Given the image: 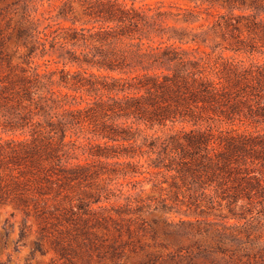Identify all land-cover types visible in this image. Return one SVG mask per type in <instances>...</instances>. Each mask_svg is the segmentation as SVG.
Listing matches in <instances>:
<instances>
[{"label": "trees", "instance_id": "trees-1", "mask_svg": "<svg viewBox=\"0 0 264 264\" xmlns=\"http://www.w3.org/2000/svg\"><path fill=\"white\" fill-rule=\"evenodd\" d=\"M40 1L0 7V204L90 236L99 215L106 219L113 178L142 175L135 159L156 155L149 166L173 172L176 193L178 179L194 204L227 201L237 218V203L264 189V171L243 159L251 142L264 141V61L255 60L264 56V0H181L170 9L63 0L43 20L33 17ZM12 9L27 46L17 63L2 53ZM53 51L62 66L40 71L35 59ZM62 235L57 250L68 258Z\"/></svg>", "mask_w": 264, "mask_h": 264}, {"label": "rangeland", "instance_id": "rangeland-1", "mask_svg": "<svg viewBox=\"0 0 264 264\" xmlns=\"http://www.w3.org/2000/svg\"><path fill=\"white\" fill-rule=\"evenodd\" d=\"M14 1L0 0V7ZM62 1H40L33 17L40 20L49 17L50 10L57 9ZM145 3L153 6L162 3L164 9H170L172 4L186 5L181 0H147ZM13 10L3 21L2 53L3 57H12L17 63L20 57H26L27 46L25 38L19 34L21 16ZM57 55V51L50 52L43 59H35L34 64L40 65L42 72L54 70L62 66L54 62ZM255 60L264 61V56H256ZM223 126L229 128V123ZM179 127L181 125L176 129ZM236 128L247 129L240 124H236ZM261 129L264 132V128ZM157 134L163 132L160 130ZM0 137L7 135L0 131ZM248 149L243 159L249 171H264V141L251 142ZM155 158L156 155H144L135 159L144 164L143 174L136 178H113L108 185L112 189L111 201L102 203L106 207L102 211L106 219L99 215L101 223L90 226L94 232L90 236L77 234L74 224L45 217L33 208L24 209L16 203L0 204V264H264L263 188L252 190L251 200L237 203L235 218L227 201L216 202L212 207L203 202L194 204L187 195V187L178 179L182 191L176 193L171 186L174 173L149 166ZM115 167L121 168L118 164ZM223 179L229 181L230 178ZM128 200L132 201L128 214L120 217L117 212L124 211ZM92 208L100 211L98 204H93ZM76 212L79 211L76 209ZM128 218L132 221H127ZM67 228L74 234L64 232ZM232 233H238L241 241L233 239ZM62 234L65 237L61 243L68 247V258H63L57 250L56 241ZM243 245L245 251L239 252L238 246Z\"/></svg>", "mask_w": 264, "mask_h": 264}]
</instances>
